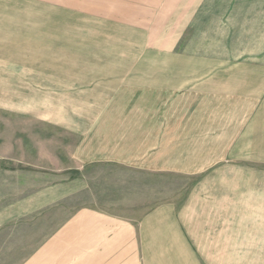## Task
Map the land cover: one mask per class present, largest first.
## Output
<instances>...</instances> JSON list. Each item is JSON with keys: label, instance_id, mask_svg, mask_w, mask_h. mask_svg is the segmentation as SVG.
Instances as JSON below:
<instances>
[{"label": "crops", "instance_id": "crops-1", "mask_svg": "<svg viewBox=\"0 0 264 264\" xmlns=\"http://www.w3.org/2000/svg\"><path fill=\"white\" fill-rule=\"evenodd\" d=\"M51 24L78 29L72 23ZM88 25L86 29L95 27ZM77 35L68 36L75 45L99 46L104 39L92 34L78 41ZM41 44H57L41 41V0H0V78L55 72L41 70ZM137 85L150 91L123 90ZM2 86L0 80V108L24 105L15 95L20 81L9 89ZM158 89L157 80H103L88 96L89 101L94 95L100 100L102 115L59 120L76 139L64 154L77 163L75 170L117 174L105 176L96 187L88 180L82 183L90 193L85 203L63 212V199L81 188L62 169L0 166V264H238L239 251H252L239 236H256L259 242L251 246L261 249L253 251L264 252L263 219L239 223V203L254 200L264 213V183L239 182L237 175L239 169H248L239 162H264V80L236 78L209 90L205 84L178 86L170 81ZM136 100L145 103L141 112ZM115 102L117 115H105L104 108ZM158 103L165 106L157 108ZM211 166L219 178L216 189L209 196L200 184L198 196L193 192L180 208L158 201L157 184L143 185L142 175L156 181L159 174L202 173ZM143 188L153 190L144 201ZM241 230L245 232L239 235Z\"/></svg>", "mask_w": 264, "mask_h": 264}, {"label": "rangeland", "instance_id": "rangeland-1", "mask_svg": "<svg viewBox=\"0 0 264 264\" xmlns=\"http://www.w3.org/2000/svg\"><path fill=\"white\" fill-rule=\"evenodd\" d=\"M54 21L72 23L78 29L51 28ZM87 23L95 27L86 29ZM76 32L78 41L94 34L103 37V43L99 46L75 45L74 39L68 36ZM42 40L57 42L56 45L41 44V64L38 62L41 70L55 72L41 71V76L29 78H0L5 89H9L13 81H20L22 86L15 95L24 100V105L19 102L14 110L0 108V166L66 171L63 176H70L74 186L81 190L63 199V212L66 207L85 203L90 197L85 185H81L86 180L96 187L105 176H117L100 169L77 171L74 159L64 156L76 139L69 136V126L58 122L68 115L74 118L79 114L102 115L100 100L95 95L93 101L88 99L98 83L103 80H157L158 91H161L170 81L178 86L205 84L208 89L229 84L236 78L264 80V0H41ZM49 49L54 52H44ZM93 69L113 73L110 76L91 75ZM130 69L142 71L134 73ZM123 90L150 91L138 85ZM1 101L5 103L6 99ZM144 105L142 100L134 103L138 112L145 108ZM110 106L104 108L105 115L109 112L117 115L116 102ZM159 106L165 104L158 103L157 108ZM146 108L157 109L150 104ZM72 127L77 128V125ZM239 165L248 167L239 169V182L264 183V174L257 172L264 171V162H239ZM214 168L211 166L202 173L159 174L156 181L153 176L151 181L142 175L143 185L157 184L158 201H171L180 208L193 192L198 196L200 184H205L202 186L209 196L216 189L214 182L219 178L215 177ZM141 193L144 201L152 196L153 190L143 188ZM253 202L249 199L250 204L239 203V223L251 219L264 221V213L258 212L259 206ZM30 227L35 228L32 222ZM242 232L245 231H239V235ZM239 238L252 251H239L238 264H264V252L253 251L261 247L251 246L259 242L258 238Z\"/></svg>", "mask_w": 264, "mask_h": 264}]
</instances>
